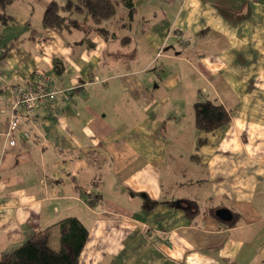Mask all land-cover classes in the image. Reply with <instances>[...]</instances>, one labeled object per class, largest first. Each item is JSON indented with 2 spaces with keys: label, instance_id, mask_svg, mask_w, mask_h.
<instances>
[{
  "label": "crops",
  "instance_id": "1",
  "mask_svg": "<svg viewBox=\"0 0 264 264\" xmlns=\"http://www.w3.org/2000/svg\"><path fill=\"white\" fill-rule=\"evenodd\" d=\"M51 1L0 25V134L9 87L39 70L58 89L34 138L0 135V258L76 218L80 264H264V0H109L111 20L64 31L42 25ZM198 100L229 123L198 132Z\"/></svg>",
  "mask_w": 264,
  "mask_h": 264
},
{
  "label": "trees",
  "instance_id": "2",
  "mask_svg": "<svg viewBox=\"0 0 264 264\" xmlns=\"http://www.w3.org/2000/svg\"><path fill=\"white\" fill-rule=\"evenodd\" d=\"M18 0H0V25L6 26L14 19L8 13L9 6ZM130 12L132 0H121ZM69 12L64 18L59 11ZM72 14V15H71ZM115 15V4L109 0H68L59 7L51 1L45 8L42 25L58 30H77L81 27L76 17L82 16L89 26H98L109 21ZM67 20L69 25H64ZM194 124L200 133H209L224 127L230 121L227 110L214 101H197L193 105ZM191 214L196 213L197 204L186 202ZM52 227L35 233L22 245L3 254L0 264H80V252L87 239V230L76 218H66ZM52 229H57L59 239L57 247L51 243Z\"/></svg>",
  "mask_w": 264,
  "mask_h": 264
},
{
  "label": "built area",
  "instance_id": "3",
  "mask_svg": "<svg viewBox=\"0 0 264 264\" xmlns=\"http://www.w3.org/2000/svg\"><path fill=\"white\" fill-rule=\"evenodd\" d=\"M0 82H4L2 73H0ZM9 93L11 95L10 114L7 127L0 135L8 147L13 148L17 145L15 135L18 133L27 140L34 138L38 129L34 114L38 108H45L49 116L57 114L52 104L58 89L52 75L35 70L30 75V83L11 86Z\"/></svg>",
  "mask_w": 264,
  "mask_h": 264
},
{
  "label": "water",
  "instance_id": "4",
  "mask_svg": "<svg viewBox=\"0 0 264 264\" xmlns=\"http://www.w3.org/2000/svg\"><path fill=\"white\" fill-rule=\"evenodd\" d=\"M58 67H61V69L63 68V65H62V63H60V62H58L57 64H56V66H55V72H56V74L57 75H59L60 74V72L58 73ZM215 216L219 219V220H221V221H223V222H231L232 221V213L228 210V209H226V208H219V209H217L216 211H215Z\"/></svg>",
  "mask_w": 264,
  "mask_h": 264
},
{
  "label": "rangeland",
  "instance_id": "5",
  "mask_svg": "<svg viewBox=\"0 0 264 264\" xmlns=\"http://www.w3.org/2000/svg\"><path fill=\"white\" fill-rule=\"evenodd\" d=\"M57 5L59 6V7H62L61 5H59L58 3H57ZM9 13V12H8ZM63 16H64V18H66L67 16H69V12H65V13H63L62 14ZM72 15V14H71ZM63 24L64 25H69L70 23H68V21L67 20H64L63 21ZM52 74V73H51ZM53 243V242H52Z\"/></svg>",
  "mask_w": 264,
  "mask_h": 264
}]
</instances>
